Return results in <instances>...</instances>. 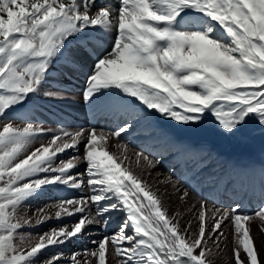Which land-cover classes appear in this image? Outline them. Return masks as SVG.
<instances>
[{
  "label": "snow or ice",
  "instance_id": "snow-or-ice-1",
  "mask_svg": "<svg viewBox=\"0 0 264 264\" xmlns=\"http://www.w3.org/2000/svg\"><path fill=\"white\" fill-rule=\"evenodd\" d=\"M58 58L86 70L82 99L89 106L120 112L115 130L13 123L19 109L56 95L42 86ZM145 110L184 126L211 118L229 136L250 121L264 129V0H0V264H217L227 230L225 264H264L252 230L259 221L264 235V201L248 213L238 203L217 208L201 199L181 226L179 213L169 217L126 165L119 138ZM44 135L50 138L33 147ZM69 151L74 155L61 158ZM135 157L138 166L155 167L143 153ZM65 188L79 194L38 208L33 222L25 203ZM113 212L125 214L124 222L94 248L67 259L63 252L45 256L89 226L107 227ZM66 217L76 218L70 227L21 231Z\"/></svg>",
  "mask_w": 264,
  "mask_h": 264
},
{
  "label": "bare ground",
  "instance_id": "bare-ground-1",
  "mask_svg": "<svg viewBox=\"0 0 264 264\" xmlns=\"http://www.w3.org/2000/svg\"><path fill=\"white\" fill-rule=\"evenodd\" d=\"M97 3H110L113 6H116L118 4V0H97ZM72 47H74V45ZM85 72L86 70L76 71L74 68L67 66L63 58H58L54 62L50 70L47 81L42 86V92L50 91L56 93V95L50 97H44L43 95H41L38 103H29L26 107L19 109L13 116V118H15V120H13V123L18 126H24L26 122L30 121L34 124L46 126V129L47 127H49L56 128V130L61 128H67L69 130L90 128L88 125L89 122H95V120L89 118V111L92 109V107L82 99V89ZM81 76H83V78H81ZM70 84H73L72 89L68 92H65L69 89ZM55 105L61 107L67 112L68 110L75 112L71 114V118H75L76 116L78 118H76L75 122L67 121L65 125L59 124L56 118H59L61 120L65 118L59 115ZM152 113L153 112L149 110H145L142 118L134 123L132 129L127 133L122 134V137L119 138V143L127 145L126 154L129 157V161H136L135 154L143 153L155 163V167L151 168L146 164V173H148V178L154 179L155 177L160 176V174H162V176L163 174H165L163 177H161L159 183L155 185L152 192L156 193L157 195L158 192H161V195H165L163 186L169 187L167 189L169 191V189H172L171 184L175 183L176 187H178L177 190L179 194L182 195L184 191H188L189 193L186 203L180 200V205L191 207L201 199H206L209 205L215 204V206L218 208H227L229 206L234 207L235 202H233V197H231L230 195L235 192L238 193L239 190H234L232 188V185H234V183L240 182L238 177V166H233L231 163H252L256 161L261 156H264V145H252L244 147L237 145L238 143L232 144L233 146H230L227 143L223 146L225 148H222L216 145V143H214L209 137H207L205 139L206 144L204 146H200L199 143H203L200 139V136L188 133L180 124L172 120H170L171 123H169L164 117L159 116L163 118V121L168 124L170 128L169 133H163L161 123L158 122L157 118H154L152 116ZM43 116H45L46 119H43ZM85 120L86 124H84ZM70 122H72L73 124ZM122 122L123 119H121L120 123ZM119 124H99L97 126L92 125V127L95 126L98 129L112 131L115 130ZM107 127L109 128V130H106ZM170 135H172L173 139L167 140V137H169ZM179 140H186L187 145L188 143H191L193 150L188 152V150L185 149L187 145L181 147L178 144ZM116 143L117 138H112L109 141V145L112 151H117V149L114 147ZM170 143L174 144L171 146ZM145 146L149 147V151L144 148ZM170 147H174L178 151L174 152L173 154L171 153V155H174L172 158H170L171 156H164V154L170 151ZM214 147H216V150L213 149ZM180 153L183 156H187L190 161H192L190 171L186 172L183 170V168L178 170L177 166H174L172 170L168 171V173L163 172L165 169H167L168 165L172 164V161H175V157ZM156 156H159V159L156 160ZM210 158H212V162L206 164L208 159ZM143 165L145 166L144 163ZM227 176H232V178L234 179L233 184H231L229 188H227L221 194H218L217 198H214L213 193L210 194V196L205 195L208 191L207 185L209 179H214L217 182L222 180V182H224ZM251 182L258 184L255 195L256 197L260 198L259 202L262 203V201H264V178L261 176H257L256 178L250 176L247 179V183L249 184ZM195 183H197L198 185L203 183L204 186L207 187L204 188V192L202 194L198 192V185L196 186V189L195 187H193ZM42 194V198H45L52 195V191H45V193L43 192ZM65 194H67V191L62 190L61 194L59 195L62 196ZM239 205L241 207V203ZM122 214L123 213L121 212H113L108 224H111L113 220L121 217ZM258 223L259 221H256L252 224V230L261 238V240L258 241V245H264V235L259 233ZM102 227L104 226L102 225ZM95 234L98 237V233H96V231ZM104 235L108 234L105 233L104 230L100 231L99 236ZM263 249L264 248H262V250Z\"/></svg>",
  "mask_w": 264,
  "mask_h": 264
},
{
  "label": "rangeland",
  "instance_id": "rangeland-1",
  "mask_svg": "<svg viewBox=\"0 0 264 264\" xmlns=\"http://www.w3.org/2000/svg\"><path fill=\"white\" fill-rule=\"evenodd\" d=\"M31 114H33V113H31ZM13 120H15V118H13ZM166 120L169 123H171L169 119H166ZM40 126H42L44 128L46 127L43 125H40ZM181 126H183V129L185 131H187L188 133L200 136L201 137L200 139L202 142H206L205 139L207 137H209L214 143H216V145H218L222 148H225L223 146L226 145L227 143L230 146H233L232 144H234V143L235 144L238 143L237 145L244 146V147L245 146H252V145L253 146L264 145V129L259 128L258 126L255 125L254 122H251V121L249 122V125L245 129L242 130L241 133H238V134H235L232 136L225 134L221 129H219L217 127L216 123L211 118L206 119L205 121H203L199 125H188V126L181 125ZM47 129H51L53 132H58L60 130V129L56 130V128H49V127H47ZM49 138L50 137L47 135L38 137V139H37L36 143L33 145V147H39L40 141H46ZM216 145H214V146H216ZM214 148H216V147H214ZM68 155H74V153L69 151L67 155L62 156L61 158L67 159ZM79 155L81 157L83 156V146L82 145L80 148ZM261 157H264V156H261ZM155 159L157 160V159H159V157L158 158L156 157ZM143 163L145 164V166L143 165ZM126 165L131 167V169L133 170V172L136 175L142 177V179L146 182L148 187L149 188L151 187L150 188L151 191L154 190L153 188L155 187V185H157L159 183L161 177H163L165 175V174H163V176H162V174H160V176L155 177L154 179L148 178V173H146L147 172L146 163L144 161H141L139 166L137 165L135 160L134 161H126ZM83 169H84V164L81 163L79 168L76 169V171H83ZM171 169L167 168L163 172L168 173V171ZM171 185H172V189H169V191L167 190L169 187L165 186L166 187L165 188L163 186V188H164L163 191L165 192V195H163V194L161 195L160 194L161 192L160 193L158 192V195L161 198V200L163 202V207H164V209L167 210V214L169 217H172L179 212L180 223H181V226H183L189 220H193L194 210H193V213H189L187 211V209L190 207H186L184 205L179 204V201H180L179 197L181 196V194L178 193V190H177L178 187H176L175 183H172ZM65 189L66 190L68 189L67 194L59 196V194H60L59 192L62 190H65ZM65 189H52L51 190L52 195H50V196L42 198L43 194L41 193L39 197L27 201L25 203V208H27V215L29 217H32L33 222H34L36 219V215H37L36 210L38 208H41V207H44L45 205H49V204L58 202L60 197L71 198V197L79 194V190H73L71 188H65ZM57 192H58V195H56ZM173 205H174V207H173ZM221 208H224V207H221ZM55 210H56L55 208H46L45 209V211H47L53 215H54ZM93 212H94V209H93ZM75 219H76L75 217H66L60 221H57L56 219H51V220L41 224L38 227H28V228L22 229L21 231H23L25 233H30L33 236H37V235L43 234L44 232L49 231V229H52V228L58 229L64 225H67L70 227L74 223ZM124 219H125V216L123 215L122 219L118 222V224L111 231L110 236L118 231L119 226L124 222ZM101 228H102V225H100V226H96V225L89 226L86 228V230L83 232V234L72 238L69 242L65 243L62 247L49 248L45 252V256H51L52 254H54L56 252H63L65 259H67L68 257H70L72 255L73 252H83L85 248L92 249L95 247V245L92 242L101 240L103 238V237H101V238L99 237V232H100ZM95 231H96V233H98V237L95 234ZM227 231L229 233L228 234V241H227L228 247L225 248L224 251L222 253H220L219 256L216 257L217 264H225V261L228 259L229 249L232 247L231 231L230 230H227ZM89 234H90V236H89ZM257 236L258 235H256V243L259 244L258 241L261 240V238H260V236H258L259 238ZM91 238H92V240H91ZM263 242H264V240H263ZM262 248H264V247H262ZM262 251H264V249ZM112 264H116L115 259H113Z\"/></svg>",
  "mask_w": 264,
  "mask_h": 264
}]
</instances>
